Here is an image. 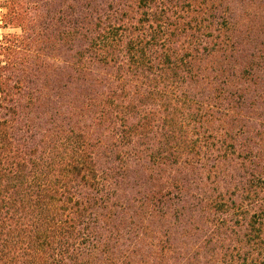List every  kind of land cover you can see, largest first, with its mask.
Here are the masks:
<instances>
[{
  "label": "trees",
  "instance_id": "1",
  "mask_svg": "<svg viewBox=\"0 0 264 264\" xmlns=\"http://www.w3.org/2000/svg\"><path fill=\"white\" fill-rule=\"evenodd\" d=\"M0 264H264V0H8Z\"/></svg>",
  "mask_w": 264,
  "mask_h": 264
},
{
  "label": "rangeland",
  "instance_id": "2",
  "mask_svg": "<svg viewBox=\"0 0 264 264\" xmlns=\"http://www.w3.org/2000/svg\"><path fill=\"white\" fill-rule=\"evenodd\" d=\"M6 1H8V0H0V15H2V13L5 12L3 5ZM0 23H1V21H0ZM5 33H18V30L13 29V28H7V29L0 28V37Z\"/></svg>",
  "mask_w": 264,
  "mask_h": 264
}]
</instances>
